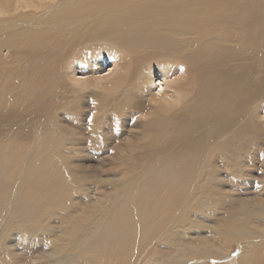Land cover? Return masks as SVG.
I'll list each match as a JSON object with an SVG mask.
<instances>
[{"label": "bare ground", "instance_id": "6f19581e", "mask_svg": "<svg viewBox=\"0 0 264 264\" xmlns=\"http://www.w3.org/2000/svg\"><path fill=\"white\" fill-rule=\"evenodd\" d=\"M105 59L124 71L74 76ZM91 87L96 115L79 98L74 114L70 99ZM261 112L264 0H0V262L13 235L36 245L54 210L76 231L57 264H81L88 247L91 264H131L158 233L177 259L187 249L202 259L207 249L170 232L242 172ZM253 250L231 260L264 264V242Z\"/></svg>", "mask_w": 264, "mask_h": 264}, {"label": "rangeland", "instance_id": "374dc122", "mask_svg": "<svg viewBox=\"0 0 264 264\" xmlns=\"http://www.w3.org/2000/svg\"><path fill=\"white\" fill-rule=\"evenodd\" d=\"M103 62V65L98 67L93 75H89L84 71L85 74L84 72H75L74 76L80 81L86 79H83V76H101L102 80L107 82L115 74L124 71L118 59H105ZM158 78V71H156V76L153 77L154 83L158 82ZM68 83L73 87L76 86L70 82ZM100 92L101 87H91L87 93L77 97L73 96L70 99L73 100L71 106L74 108L79 98L78 105L89 111V118H92L96 115V110L91 101L99 99ZM78 110L79 108L75 107L72 112L77 114ZM109 110H112V106H109ZM257 119L261 125L250 131L249 137L253 140L249 143L246 163L241 168L242 172H237L232 181L221 185V188H216L223 193V196L201 199L198 205L206 208L205 213H201L199 207L198 214L190 211L191 214L185 216L181 224H175L174 230L170 232L168 241L172 243L173 239L178 237L186 245L194 243L200 249H207V256L202 257L203 261L196 258L195 253L190 256L189 252H192V249H187L183 257L177 259L176 250L172 247V244L160 243L161 234L158 233L155 239L151 241L153 243L150 245L151 254L144 257L145 253L140 252L134 258L128 255L133 261L131 264H237L231 258L235 255H237V259L241 255V257L250 255L255 251L253 248L256 243L261 244L264 242V204L260 208L257 206L259 201H264V113H258ZM112 127L118 130L120 126L113 125ZM69 130L79 131L71 125H69ZM115 150L119 155L118 158L121 157L118 161L120 163L118 167L126 170L125 165L122 163V159L126 155L125 149L116 148ZM86 154L97 159L104 157L94 155L84 148L83 155ZM107 156L110 155L106 153V159L109 158ZM99 171L98 168H92L87 169L85 172L92 173L96 177L99 175ZM234 171L239 170L221 171L219 174L223 175ZM85 172L83 173L85 174ZM109 188L108 185L98 187L99 190L106 191L102 193H107ZM74 189L75 193L79 191L84 193L85 186L74 185ZM87 207L95 208L93 205ZM75 209L70 208L68 210V213L73 217L77 215ZM254 210H259L260 214L253 212ZM60 216L61 212L54 210L51 217L44 219V227L38 229L37 232L39 239L36 245H30V236L27 234L17 235L16 240H14L13 235L12 242L16 245L15 253L12 256H6L9 260L8 264H57L55 260L60 256V247L65 241L66 235L71 237L76 235L74 224H64L59 221ZM169 245L171 247H168ZM83 248L85 250V246ZM86 251L89 258H81V264H91L94 255H98L97 250L92 252L89 247ZM216 251L217 256H215ZM76 253L79 255L78 251ZM1 255L2 253H0ZM187 261L191 262L186 263ZM0 264L7 263L0 262ZM251 264H254V261Z\"/></svg>", "mask_w": 264, "mask_h": 264}]
</instances>
